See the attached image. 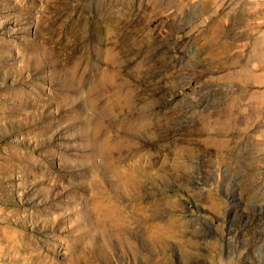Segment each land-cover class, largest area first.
Segmentation results:
<instances>
[{"label":"rangeland","instance_id":"374dc122","mask_svg":"<svg viewBox=\"0 0 264 264\" xmlns=\"http://www.w3.org/2000/svg\"><path fill=\"white\" fill-rule=\"evenodd\" d=\"M0 264H264V0H0Z\"/></svg>","mask_w":264,"mask_h":264},{"label":"bare ground","instance_id":"6f19581e","mask_svg":"<svg viewBox=\"0 0 264 264\" xmlns=\"http://www.w3.org/2000/svg\"><path fill=\"white\" fill-rule=\"evenodd\" d=\"M104 147V146H103ZM104 151V150H103ZM100 153V152H99Z\"/></svg>","mask_w":264,"mask_h":264}]
</instances>
